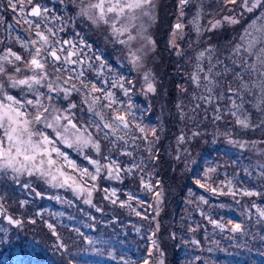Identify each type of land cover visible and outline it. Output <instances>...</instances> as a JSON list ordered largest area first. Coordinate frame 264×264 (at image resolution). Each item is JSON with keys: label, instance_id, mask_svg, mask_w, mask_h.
Here are the masks:
<instances>
[{"label": "rangeland", "instance_id": "rangeland-1", "mask_svg": "<svg viewBox=\"0 0 264 264\" xmlns=\"http://www.w3.org/2000/svg\"><path fill=\"white\" fill-rule=\"evenodd\" d=\"M20 1L26 13L37 3L47 12L37 20L27 16L30 25L6 22L7 12L0 9V56L8 50L17 54L16 48L26 53L20 61L0 60V99L35 101L42 93L41 103L70 114L99 150L58 140L55 146L81 169L95 174L97 166L115 161L119 171L110 177L102 167L96 181L88 179L84 187L95 184L89 197L39 175L0 169V264H264V217L258 211H264V6L248 11L244 0H186L183 5L151 0L135 10L134 18L109 13L97 20L95 10L84 14L97 0ZM37 21L52 46L56 40L71 41L75 49L64 48L79 53L73 59L82 63L66 66L75 71H57L65 69L66 51L54 63L46 50L47 78L29 89L13 81L34 74L25 65ZM177 23L183 27L175 29ZM195 63L196 70L201 65L207 72L201 78L197 71V82L191 77ZM81 71L83 77L76 79ZM81 80L89 88L110 90L115 111L105 107L111 101L99 92L89 111ZM49 83L59 90L49 91ZM148 83L154 91H148ZM72 84L79 91L66 95L63 89ZM235 109L248 115L247 126L236 121ZM25 110L31 116L38 111L35 105ZM96 113L105 122L126 113L129 127L97 130ZM54 114L50 111L49 119ZM33 130L55 139L44 123H35ZM64 171L80 179L66 166ZM156 193H161L158 200ZM233 224L241 230L234 231Z\"/></svg>", "mask_w": 264, "mask_h": 264}, {"label": "snow or ice", "instance_id": "snow-or-ice-1", "mask_svg": "<svg viewBox=\"0 0 264 264\" xmlns=\"http://www.w3.org/2000/svg\"><path fill=\"white\" fill-rule=\"evenodd\" d=\"M229 3H236V0H227ZM28 3H31V0H28ZM151 0H97L95 3L88 5V8L84 10V14H88V10H95L94 16L97 20H105L107 14L114 13L116 17L121 15H127L130 19L134 18L135 10H143L146 5H149ZM181 5L186 3V0H180ZM249 0H244L243 6L247 8L248 11H252L253 8L257 6H264L261 3V0H251V7H248ZM10 7L16 8V4L12 3V0H9ZM21 11L23 7L21 6ZM47 12V9L41 10L39 6H34L29 13L32 17H41L43 13ZM230 23H235L236 21L232 17H225ZM30 25L32 21H27ZM106 22V21H105ZM220 22L216 21L212 24V27H216ZM36 29L35 37L31 43L39 45L35 47L34 52L31 55V59L27 61L26 67L30 68L34 74L32 76L26 77L24 79L14 80V85H26L29 89L33 85L42 84L43 80L47 78L46 64L47 59L45 58V51L47 50V57H49L54 63L61 62L62 55L61 53L66 51V56L63 57V64L65 69L57 68V71L68 70L75 71V69H67V65H75L77 63H82L79 59H73V57H78L79 53L75 50H66L65 45H72V48L75 49V45L68 40L60 41L56 40L55 45L52 46L53 41L50 40L49 35H46L44 31L41 30V24L37 21L34 24ZM175 29H181L182 24L177 23ZM48 32L55 36V33L52 32V29H48ZM83 44L84 41H81ZM87 46V45H85ZM9 57L14 58L15 61L22 60V57L11 50H8L7 55L0 56V60H9ZM9 62H12L9 60ZM3 66H0V72H3ZM19 71V69H17ZM84 73L81 71L75 77L80 79L83 77ZM71 79V77L69 78ZM65 84L69 83V80L64 81ZM81 85L84 89L87 90V96L91 97V100L88 101L87 96L85 102L89 103V111H92L93 106L97 104L100 99V96L93 95L94 93H100L105 99H109L111 102L105 107L113 109V104L115 103L112 100L113 93L109 91H104L98 88L95 84H92L91 87L81 80ZM116 87V84L112 85ZM49 91L56 92L59 89L53 86L52 83L47 85ZM148 91H154L153 85L148 83ZM67 95L70 91H79L75 84H72L70 88L65 87L63 89ZM127 92V90H125ZM42 93H37V99L35 101L29 99L26 101L17 100L11 95H5L3 99H0V169H10L13 172L27 173L28 175H39L41 177L49 179V182H55L57 186H69L74 189H79L81 192H87L88 196H91V188L95 187V184H92L91 188H86L83 185L87 184L88 179L91 181L97 180V174L101 172L102 167H108L109 176L112 177L114 172L119 171L118 167H114L115 161H112L110 165L106 166H97L95 168V174L90 172L87 168L81 169L74 161L70 160L68 156L56 147V141L58 140L61 143H65L68 147H87L92 145V147L99 150V145L96 144L91 135L87 133L86 129H81L73 122L71 115H64L58 110H50L49 107L44 106L41 103L40 96ZM51 99V97H49ZM26 105H35L38 109L35 116H31L25 110ZM70 107H75V105H70ZM52 111L55 112L51 116V119L48 117V113ZM115 111V109H113ZM97 116H100L101 123L96 124L97 130L102 131L103 129H110L112 133H115L119 126H123L125 129L129 127V121L126 113H119L112 117L110 122H105L103 115L101 113H96ZM219 118V117H217ZM61 121H66V123H61ZM40 122L44 123L46 128L52 129L55 133V139L50 137L48 134L40 131H34L33 126L35 123ZM238 123L245 126L246 123L243 120H237ZM137 129L140 132H145L144 128H141L137 125ZM155 134V130H152ZM108 135V133H105ZM123 139V137H120ZM146 138V137H145ZM55 153V158L53 157ZM85 159L89 160L90 164L98 165V161L91 160L87 156ZM72 169L74 172H78L80 179L77 180L70 172L64 171V167ZM209 171H213L209 169ZM143 183V180L141 181ZM196 183H200L199 180ZM205 185L201 184V187ZM145 187H150L145 185ZM107 191V189H105ZM215 191V189H213ZM244 195H254L256 193L245 191ZM112 195H115V190L112 191ZM161 193H156L157 200ZM131 198V197H130ZM86 203H91V200L88 199ZM116 203V201H113ZM123 206V202H121ZM260 216L264 217V211L259 210ZM140 215L139 212L136 213ZM10 221L11 218L9 217ZM13 223H19V221H11ZM49 228H52V225H49ZM234 231L241 230L240 224H233L232 226ZM155 243V241H153ZM144 264H148V261L145 260Z\"/></svg>", "mask_w": 264, "mask_h": 264}, {"label": "flooded vegetation", "instance_id": "flooded-vegetation-1", "mask_svg": "<svg viewBox=\"0 0 264 264\" xmlns=\"http://www.w3.org/2000/svg\"><path fill=\"white\" fill-rule=\"evenodd\" d=\"M15 2H14V4H16L17 6H16V8H15V11H16V13L15 14H17L19 17H21V20H19V21H17V20H15L14 19V15H11V13H10V9H9V11L7 10L8 8H9V0H0V9H1V13H5V11L7 12V19L5 18V21L7 22V21H9L10 19H12V21H14L15 23H18V22H25L26 21V19H27V16L29 17V18H32V19H34V18H36L35 20H37L38 19V17H32V16H30L29 15V13L31 12V9L32 8H30L28 11H27V13H26V9H25V3H23L22 1H20V2H18V0H14ZM21 6L23 7V9H24V11H25V15H24V13L22 14V11H21ZM34 6H38V3L37 4H34L32 7H34ZM20 9V13L19 12H17V10H19ZM20 27H21V25H20ZM21 29V28H20ZM5 34H6V31H5ZM32 40L33 39H36V37H35V32L33 33V35H32V38H31ZM31 40V41H32ZM35 47H38V45H33V47H32V51L34 52V50H35ZM22 50H25V48H22ZM16 51H17V54L18 55H20L21 57H23L24 59H25V56H26V53L25 52H23V51H20L18 48H16ZM21 53L23 54V55H21Z\"/></svg>", "mask_w": 264, "mask_h": 264}, {"label": "trees", "instance_id": "trees-1", "mask_svg": "<svg viewBox=\"0 0 264 264\" xmlns=\"http://www.w3.org/2000/svg\"><path fill=\"white\" fill-rule=\"evenodd\" d=\"M201 53H204V52H201ZM79 60H80V59H79ZM193 70H194V71H193ZM197 71H199V73H200V75H201V78H206V75H207L206 70L203 69L201 65H198V69L196 70V63H195V64L193 65V69H192V71H191V77H192V80H193V81H196V82H197L198 79L200 80V77L196 75V72H197ZM263 81H264V80H263ZM204 91H205V90H204ZM252 109H253V107H252ZM231 110H232V109H231ZM233 110H234V109H233ZM233 110H232V113H233ZM234 113H236V114L238 115V116H236V121L238 120V117H242V116L239 115V109H238V110L235 109ZM240 120H243V121H245V123H247V121H248V115H245V113H244L242 119H240ZM236 189H238V188H236ZM242 189H243V188H242ZM240 190H241V189H239V191H240ZM243 190H244V189H243ZM238 193L241 194V191L238 192Z\"/></svg>", "mask_w": 264, "mask_h": 264}]
</instances>
